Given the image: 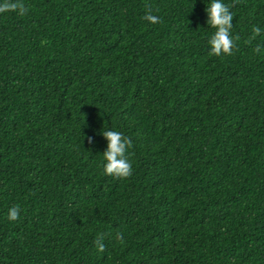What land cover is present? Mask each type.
<instances>
[{
	"label": "trees",
	"instance_id": "1",
	"mask_svg": "<svg viewBox=\"0 0 264 264\" xmlns=\"http://www.w3.org/2000/svg\"><path fill=\"white\" fill-rule=\"evenodd\" d=\"M222 2L232 55H209L211 0L0 13V264H264V0ZM103 130L130 177L103 173Z\"/></svg>",
	"mask_w": 264,
	"mask_h": 264
},
{
	"label": "clouds",
	"instance_id": "2",
	"mask_svg": "<svg viewBox=\"0 0 264 264\" xmlns=\"http://www.w3.org/2000/svg\"><path fill=\"white\" fill-rule=\"evenodd\" d=\"M222 2V0H211V3L206 8L208 13L207 23L215 28V33L211 36L208 43L210 45L209 55L221 56V55H232L233 50L237 47L236 40L239 39L237 36L235 39L231 35L233 28V13L231 7ZM147 7L143 19L152 23H161L162 20L159 16L153 14V10L150 6ZM29 11V8L23 3V0H3L0 3V13L5 12H16L20 16H24ZM157 11H159L157 9ZM262 30L258 26H254L252 29L253 35L249 38V42L255 40L257 36L262 34ZM264 50V45H258L254 52L259 54ZM103 137L107 140V149L103 154V173L108 176H113L117 179H126L133 174L132 164L127 158L126 153L128 149L132 147V140L130 137L125 136L122 132L114 130H103ZM89 142L92 139L89 138ZM21 208L19 205H13L9 208L7 217L9 221H17L20 219ZM103 233L98 234L94 244L100 252L105 251ZM116 239L123 242L122 234L117 233Z\"/></svg>",
	"mask_w": 264,
	"mask_h": 264
}]
</instances>
